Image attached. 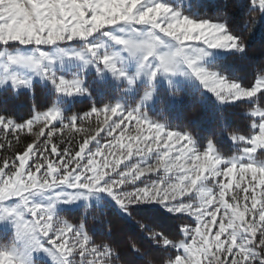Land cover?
Here are the masks:
<instances>
[{
    "label": "snow or ice",
    "instance_id": "6c2138e0",
    "mask_svg": "<svg viewBox=\"0 0 264 264\" xmlns=\"http://www.w3.org/2000/svg\"><path fill=\"white\" fill-rule=\"evenodd\" d=\"M233 7L264 26V0H0V264H264V71L240 75ZM185 96L219 126L165 114Z\"/></svg>",
    "mask_w": 264,
    "mask_h": 264
},
{
    "label": "trees",
    "instance_id": "16d2710c",
    "mask_svg": "<svg viewBox=\"0 0 264 264\" xmlns=\"http://www.w3.org/2000/svg\"><path fill=\"white\" fill-rule=\"evenodd\" d=\"M246 0H232L234 5L245 3ZM211 12L212 10L209 9ZM236 24L246 25L247 29H251V32L244 30V34L247 37L248 43V56L238 63L240 69V75L245 79V82L253 80L258 75V69L264 71V26H259V15L257 13L248 14L245 9L239 7H233L229 9ZM255 16L257 25L251 23L252 17ZM163 96H167V90H161ZM160 105L156 106V111L159 112ZM246 106L238 110H232L229 115L230 126L232 128L241 127L243 131H247L246 125L248 124L247 118L244 115ZM23 111V109H19ZM165 114L172 118L175 122L184 124L188 119L196 116L200 120L199 133L205 135L209 130L215 129L219 126V122L214 119L210 113L201 109L199 105H196L194 100L188 96L184 97L183 103L175 108H169L165 105ZM154 118L162 119L161 116L153 114ZM220 148L225 155L236 154V148L229 140H224L220 144ZM124 236H131L135 238V229L126 230ZM162 259V257H161Z\"/></svg>",
    "mask_w": 264,
    "mask_h": 264
},
{
    "label": "rangeland",
    "instance_id": "374dc122",
    "mask_svg": "<svg viewBox=\"0 0 264 264\" xmlns=\"http://www.w3.org/2000/svg\"><path fill=\"white\" fill-rule=\"evenodd\" d=\"M162 89H163V90H167V89H166V85H165V86H162L161 90H162Z\"/></svg>",
    "mask_w": 264,
    "mask_h": 264
}]
</instances>
